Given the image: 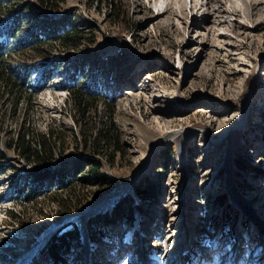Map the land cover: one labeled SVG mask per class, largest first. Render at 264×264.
Masks as SVG:
<instances>
[{
	"label": "rangeland",
	"instance_id": "374dc122",
	"mask_svg": "<svg viewBox=\"0 0 264 264\" xmlns=\"http://www.w3.org/2000/svg\"><path fill=\"white\" fill-rule=\"evenodd\" d=\"M5 2L3 20L24 21L21 41L33 31L43 39L6 62L34 92L26 126L41 136L52 126L63 130L54 167L94 156L69 88L98 89L88 123L104 124L114 106L124 147L114 158L109 150L95 156L109 188L90 181L73 195L47 183L34 202L21 204L16 190L34 186L29 174L43 166L12 145L26 103L14 111L11 95L0 97V164L7 167L0 177V264H51L45 238L76 213L69 219L80 226L81 241L70 264H250L264 255V0ZM68 30L80 33H70L67 45L47 39ZM50 68L53 79L38 90ZM141 181L155 185L153 202L137 196ZM128 190L119 203L131 199V211L115 215L116 205L93 214ZM64 198L84 201L60 213Z\"/></svg>",
	"mask_w": 264,
	"mask_h": 264
},
{
	"label": "trees",
	"instance_id": "16d2710c",
	"mask_svg": "<svg viewBox=\"0 0 264 264\" xmlns=\"http://www.w3.org/2000/svg\"><path fill=\"white\" fill-rule=\"evenodd\" d=\"M53 1L54 0H43V4L49 5ZM6 5L5 0H0V97L11 95L9 101H11L12 110L14 111L19 108L21 103H26L27 108L24 116H27V118L20 124L19 136L12 140V145L18 155L23 159L43 166L40 169H35L30 172L29 177L35 185L28 186L31 185V183H29L17 189L15 192V194L17 193L15 200H19L21 204L34 202L38 197L39 188L47 183L50 184L49 186L52 189V185L55 182L56 185L72 192L73 195L77 194L76 187H78V184L81 187H86L90 181H95L99 183V185H110L108 176L102 174L103 163L99 157L95 156H102L103 153L109 150L110 152H107L106 155L109 153V157L114 158L116 152L123 150L124 146L122 144L120 131L114 122V106H107L108 116L104 124L87 122L88 111L90 109H95V111L98 109L97 106L100 97L98 89L95 90V95H91L81 89L74 90V88H69L72 93H70V96L72 95L71 101L80 116V121L78 119L77 121L81 122V124L84 123L83 128L86 136L83 144L86 146V150L94 155L80 158L72 168H69L67 164L54 167L56 149L58 147L57 136H60L58 139H61V137L64 138L63 130L58 132V128L52 126L45 132V135L41 136L38 134L35 135V132L32 131L30 126H26L28 123L29 105L30 102L33 101L34 92L29 90L30 88L26 86L25 80L22 81L19 79L15 70L7 64L6 61L16 49H24L27 47V44H39L40 46L43 39L40 38L41 36L37 32L33 31L27 37L29 41H21L24 21L21 18L4 21L1 14L4 12ZM73 31L76 32L75 34L80 33L78 30H68L66 33L60 34L54 32L50 36H47V39H63L64 44H66L69 43L70 33L72 34ZM12 43H16L17 47H13ZM55 62L56 61H53L51 64H55ZM53 76L52 68L45 70V76L42 78L44 84L39 86L38 90L41 87H46L53 79ZM38 90L36 92H38ZM24 93H27L28 96ZM61 127L64 128V126ZM1 157H3V155L0 153V159ZM6 171V165L0 164V177L5 174ZM252 171L257 172L258 169L252 168ZM86 172L90 173L89 180L83 177ZM262 175L264 174L261 173V176ZM135 192L142 201L153 202L157 197L155 185L153 183H145V181L139 183ZM83 201L84 198H79L76 202L71 200V198H64L61 202H57L60 206L59 212L68 213L73 209H78ZM131 205V199H124L115 207V215L126 209L131 211ZM92 239L95 238L93 237ZM80 241L81 228L76 222H69L60 228L45 247V253L49 257L51 264H70V254Z\"/></svg>",
	"mask_w": 264,
	"mask_h": 264
},
{
	"label": "water",
	"instance_id": "95a60500",
	"mask_svg": "<svg viewBox=\"0 0 264 264\" xmlns=\"http://www.w3.org/2000/svg\"><path fill=\"white\" fill-rule=\"evenodd\" d=\"M135 183H136V181H135ZM135 183L133 184V188H134V186H135ZM129 190L131 191L132 189L131 188H129ZM129 190L128 191H126V192H124V193H122V195H120L116 200H115V202L112 204V205H109V206H107V207H105V208H102L103 210H101V211H95L93 214H99V213H101V212H103V211H108V210H110L111 208H113L114 206H116L118 203H119V201H121L123 198H124V196L125 195H127V193L129 192ZM99 200H101V199H99ZM98 200V201H99ZM238 200H239V202L241 203V204H244V201H243V199L242 198H238ZM97 206V205H96ZM77 217V213L76 214H73V215H71V216H68V217H64L59 223H57L56 225H54L49 231H50V233H49V235L45 238V244H44V246L43 247H45L46 245H47V243L51 240V238L55 235V233L64 225V224H66V223H68V222H71V220L69 219V218H71V217ZM68 221V222H67ZM256 223L258 224V221H256ZM84 226L85 225H83V228H84ZM260 227V226H259ZM84 232H85V230H84Z\"/></svg>",
	"mask_w": 264,
	"mask_h": 264
},
{
	"label": "bare ground",
	"instance_id": "6f19581e",
	"mask_svg": "<svg viewBox=\"0 0 264 264\" xmlns=\"http://www.w3.org/2000/svg\"><path fill=\"white\" fill-rule=\"evenodd\" d=\"M233 11H234V13H239V10L238 9H236V8H234L233 9ZM141 60H139V62H140ZM263 93H264V91H263ZM261 106H263L264 107V103H261ZM246 118H247V114H245V116H244V118H243V124H244V122L246 121ZM243 126V125H242ZM236 131V129L233 127L231 130H230V132L231 131ZM194 135V134H193ZM189 136H192V134L190 133H188L187 134V136H186V138H185V140H184V142L183 143H186V141H187V139H188V137ZM158 142H159V140L158 139H156L155 140V142L152 144V146H155V145H157L158 144ZM262 146V145H261ZM260 150L262 151V150H264L262 147L260 148ZM260 150H258V152L257 153H259V152H261ZM204 166H205V164H204ZM203 170V169H202ZM206 176V175H205ZM199 177H203V176H199ZM116 199H111L110 201H108L106 204H104L103 206H99L97 209H102V208H105V207H107V206H109V205H111L112 204V202H114ZM103 210V209H102ZM97 211V210H96ZM88 214V213H87ZM80 218H84V216H80ZM132 235V230L128 233V235H127V239L129 238V236H131ZM88 246H91V244L90 245H88ZM227 249H225V251H226ZM28 257V256H27ZM24 259V258H23ZM25 259H26V257H25ZM28 259V258H27ZM130 259H133V258H130ZM130 262H131V264H137L138 262L137 261H135V260H130Z\"/></svg>",
	"mask_w": 264,
	"mask_h": 264
},
{
	"label": "built area",
	"instance_id": "2783aa9c",
	"mask_svg": "<svg viewBox=\"0 0 264 264\" xmlns=\"http://www.w3.org/2000/svg\"><path fill=\"white\" fill-rule=\"evenodd\" d=\"M261 177V176H260ZM264 177V175L262 176ZM263 185H264V181H263ZM264 201V197L262 198ZM264 230V228H262ZM264 232V231H263ZM263 240H264V236H263ZM261 246H264V242L261 243ZM262 249V248H261ZM252 257V256H251ZM250 264H264V255H262L260 258H251Z\"/></svg>",
	"mask_w": 264,
	"mask_h": 264
}]
</instances>
